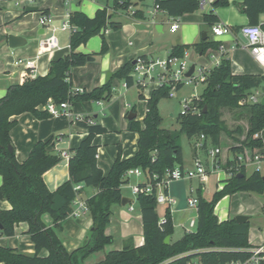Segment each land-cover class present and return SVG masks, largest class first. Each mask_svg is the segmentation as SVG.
Wrapping results in <instances>:
<instances>
[{
  "label": "trees",
  "instance_id": "obj_1",
  "mask_svg": "<svg viewBox=\"0 0 264 264\" xmlns=\"http://www.w3.org/2000/svg\"><path fill=\"white\" fill-rule=\"evenodd\" d=\"M144 0H113L111 10L126 12L137 3ZM239 8L249 25L264 23L260 17L264 15V0H238ZM154 7L164 11L170 18H179L184 14H192L200 9V0H154ZM228 0H215L212 8L228 7ZM44 13L43 11H40ZM45 14V13H44ZM133 17L143 19L139 12ZM203 22L208 30L219 23L218 17L211 10L202 14ZM112 13L108 8L98 9L92 18L79 11L69 14V23L74 28L69 36V51L58 62H51L45 76L27 78L21 84L10 85L6 94L0 99V192L2 200L8 202L10 209L0 210V235L12 237L15 226L26 223V234L34 246L33 254H24L17 249L0 246V264H83L91 254L101 251L112 242L104 230L109 223L110 207L120 204L121 187L127 183L124 174L133 169H141L150 174L161 176L163 171L174 166L182 167V153L176 143V137L166 129L161 128L162 118L157 109L161 98H169V88L161 87L153 90L145 99L139 90V99L145 100L146 112L142 122L129 120L127 130L138 134L137 152L130 158H116L107 175L97 167V147L92 144L97 135L107 133L106 129L97 123L86 124L76 122L85 129L86 138L71 151L68 158L69 179L56 191L51 192L43 181V174L61 161L60 155H52L48 147L59 139V136L46 141H37L31 148L27 158L22 162L15 159L14 148L10 139V131L16 125L12 117L23 113L42 120L50 118L43 110L48 100L59 104L68 101L71 105L78 102L108 101L111 97L110 82L94 88L90 92L82 90L72 95L71 70L84 66L88 59H94L108 52L109 46L104 32L107 29L116 30L119 23L111 20ZM235 28L234 30H237ZM101 37V48L97 54H82L76 49L94 36ZM197 53L203 55L208 49L219 50L220 42L213 41L206 32V39L192 45ZM190 46L178 45L173 48L169 57L182 58L185 49ZM132 61L124 63L112 76L122 80L127 88L133 86L129 73ZM264 84L263 75H234L231 64L225 54H221L217 66L209 70L204 89L198 98H192V107L196 113H179L176 122L180 133L188 139L204 135L209 137L214 146L218 145L219 135L225 131L221 120V110L239 109V102L253 90ZM182 86L176 87V92ZM132 112H135L132 109ZM247 131L239 146H232L233 154L240 153L243 146L260 148L262 142L253 140L254 134L264 127V106L260 103L248 107ZM243 177L238 174L224 181V186L217 189L206 200L202 196V187L195 189L197 198L196 226L191 232H184L175 242L165 244L164 239L171 237L173 232L170 211L165 209V222L159 224L156 213L154 195H139L136 202L140 209L142 220L143 244L134 247L126 242L122 249L108 252L104 259L94 264H161L175 258L167 264H187L196 258L200 264H227L230 261L245 260L249 254L244 250L252 247L248 243L249 220L238 224L234 218L219 221L214 214L216 204L225 196L238 192H264L262 175L253 173ZM92 187L95 195L86 200L88 213L92 219V228L88 239L72 252L66 251L53 228L68 218L71 204L75 197L74 186ZM61 201L56 205V200ZM264 211V203L262 208ZM48 215L53 228L47 227L42 220ZM42 250L46 256H40Z\"/></svg>",
  "mask_w": 264,
  "mask_h": 264
},
{
  "label": "crops",
  "instance_id": "obj_2",
  "mask_svg": "<svg viewBox=\"0 0 264 264\" xmlns=\"http://www.w3.org/2000/svg\"><path fill=\"white\" fill-rule=\"evenodd\" d=\"M214 1L200 0L201 5L198 11L192 14H184L179 18H170L164 11L155 9L154 0H144L130 7L126 12L112 11L110 8L113 0H70L68 5H65V0H38V3L36 2L34 6L36 8L35 13H26V7L16 5V0H0V99L5 96L10 85L21 84L27 78L45 76L49 71L52 56L49 54L37 56L39 42L49 34L47 29L40 27L38 24L40 11L51 16L53 18L52 26L58 28L61 23L66 21L67 13L79 11L92 18L98 9L108 8L109 12L112 13L111 20L119 23L118 26L120 28L117 27L116 32L109 30L104 32L109 46V50L105 55L99 59L94 58L84 66L71 70V87L72 89L90 92L94 88L110 82L111 97L106 101L107 106L105 108L102 106V101L78 102L70 107L73 116H82L90 119L92 123H97L106 129L107 133L95 136L92 144L97 147V167L102 171L103 175H107L118 156L124 160L132 157L137 152L138 134L127 130L128 114L134 113L136 121L142 122L146 112V102L139 99L138 88L137 97L142 101L144 111L137 117L136 111L132 112V109L135 110L133 99L129 100L125 97L132 87L124 88L123 81L114 78L112 75L124 63L133 62L138 57L153 59L168 57L173 48L178 46L176 45L177 40H179V45L184 46H191L201 41V34L209 31L203 22L202 14L205 12L212 10L218 17L219 23L225 24L232 29L247 23L245 15L240 11V2L238 0H228L229 5L224 8H212L211 4ZM135 12H139L143 19L134 18L133 14ZM174 21L177 23L178 28L171 31L170 26ZM260 21H264V15L260 17ZM167 22H170L168 34L164 33V37H157V35L163 34ZM62 33H66L67 36L59 38L58 34ZM8 35L22 37L26 41L25 45L15 49L9 48ZM55 36L60 48H69V33L57 31ZM220 42L224 49L216 59L219 60L221 54H225L230 61L231 71L234 75L262 74L261 68L254 62L249 52L241 47L239 40L238 45H234L230 37H224ZM35 43H37V46ZM100 48L101 37L98 35L90 38L85 44L80 45L76 51L91 55L97 54ZM185 53L188 56V50L185 49ZM200 56L199 53H196L192 56V59L195 57L200 60ZM195 58L190 63V67L197 66V64L207 70L215 67L214 62L208 64L203 61L200 64L197 63V60L195 62ZM17 60L34 61V68L30 70L25 69L23 66H16L15 62ZM30 71H32V74L28 76ZM107 77L108 81L106 80ZM118 92L124 98L122 104L116 107L113 104V98L118 96L116 95ZM142 95L145 99L150 96L149 93H142ZM104 109L108 111L109 115L106 116ZM12 119L16 121V125L10 131V139L17 162H22L27 158L32 146L37 141H46L56 136H59V139L48 147V152L52 155L60 156L62 153H67L70 157L71 151L76 149L87 136L86 130L79 127L75 121L64 118L50 117L38 120L28 113H23L12 117ZM232 146L239 145L235 144ZM229 153H231L229 150L225 151L224 154L222 153L221 162L231 159L233 153L230 156ZM196 156L205 158L206 155L205 152L196 151L192 148L191 161ZM69 157L64 158L61 156V161L43 174V181L49 191H56L68 181ZM182 167H186V160L183 154ZM219 179L225 180L226 177L224 174H220ZM215 186L217 187V184ZM192 192L193 190L190 188L189 194L191 195ZM95 193L96 189L83 187L79 197L86 201ZM239 194L240 196L237 197ZM169 196L171 195L169 194ZM202 196L204 199L210 200L204 197L203 192ZM250 198V193L247 192H238L231 196H225L216 204L214 214L219 221L230 220L237 215H248V208L237 202L239 200L248 201ZM133 203L129 204L132 206V210H129V205H111V215L104 233L112 238V242L104 246L101 251L88 256L83 264L100 262L108 252L122 249L126 242H131L134 247H139L143 244L140 209L139 207L135 208ZM60 204L61 201L57 199L56 205ZM262 204V202L259 204L260 208H262ZM8 209H10L8 202L0 200V210ZM42 220L47 227L53 228L52 220L48 215H43ZM91 228L92 219L87 213L80 218L68 216V218L59 223L58 228H53V230L66 251L72 252L88 239ZM27 229L26 223H19L15 226L12 237L0 235V246L17 249L24 254H33L34 246L26 234ZM183 233L179 238H181ZM175 241H172L171 237H169V243ZM39 255L46 256L47 251L42 250Z\"/></svg>",
  "mask_w": 264,
  "mask_h": 264
},
{
  "label": "built area",
  "instance_id": "obj_3",
  "mask_svg": "<svg viewBox=\"0 0 264 264\" xmlns=\"http://www.w3.org/2000/svg\"><path fill=\"white\" fill-rule=\"evenodd\" d=\"M38 0H16V5L22 7H34ZM70 0H65V5H68ZM201 5V3H200ZM156 10H158L155 7ZM69 14H66V21L61 23L58 28H54L53 18L44 13H39L38 24L40 27L47 29V34L43 40L39 42L37 56L43 54L53 55L55 51L61 49L58 46L57 38L55 33L67 32L70 33L74 28L69 23ZM264 23V21H261ZM178 28L177 23L170 26V30L174 31ZM106 31V30H105ZM102 31V32H105ZM209 35L213 41L220 42L224 37H230L234 45H238L239 37L243 39L241 47L246 49L251 58L261 68L264 76V29L260 25H249L244 24L238 27L237 30L230 28L229 26L221 23L213 25L209 30ZM224 49L220 42L219 51L222 52ZM219 60L215 58L214 65L217 66ZM16 66H23L25 69L32 70L34 68V61L30 60H17ZM190 69V63L187 60V54L184 53L182 58L166 57L163 59L158 58H147L138 57L132 64V69L129 76L132 78L133 85L141 90L144 94L151 93L153 90H157L161 87H168L169 98L176 95L177 86L197 85L206 80L209 70L201 66H194L192 73L187 76ZM32 71H30V76ZM123 87L127 88L126 84L123 83ZM81 89H72V95L81 93ZM192 98L183 100V110L181 113H196V108L192 107ZM264 98V84L256 89H253L243 101L247 104H258ZM71 104L68 101L61 102L59 104L54 103L52 100H48L46 105L43 107L49 116L54 118H64L75 122H85L86 124H92L90 119H86L82 116H73L70 110ZM261 133H264V127L261 131L254 134L253 140H260L262 146L260 148H248L243 147L240 153L232 154L231 159H226L225 162H221L222 152L219 147H214L208 144L207 138L204 135L195 137L193 141V147L196 151L205 152V158L196 156L192 160L191 168H183L180 166H174L173 168H167L163 171L161 176L153 173L150 174L147 171H143L139 168L129 170L124 174V179L129 181L130 177H135L137 181L133 184H129L127 187L131 192L132 198L136 201L139 195H154L156 204L166 206L169 209L171 205L175 203L174 199L169 196L167 186L169 182L175 180H195L198 184L204 188V185L208 181V175L211 172L221 171L225 175L226 179L230 178L235 174H240L244 171L246 176H250L253 173L264 175V138ZM62 157L67 158L69 154L62 153ZM249 172V173H248ZM248 173V174H247ZM225 179V180H226ZM225 180L218 179L216 190L220 183H224ZM126 185V184H125ZM124 186V185H123ZM122 186V187H123ZM83 188L82 185H75L74 192L75 197L71 204L70 217L80 218L88 213L86 201L82 200L80 191ZM187 206L190 209L197 210V198H188ZM132 206L129 205V210H132ZM170 211V209H169ZM165 222L164 216L159 219V224ZM196 222L191 220L189 223V229L195 228ZM185 232H191V230H184ZM248 252L249 256L245 260L230 261L227 264H264V241L257 245L252 246L244 250ZM175 258L168 259L161 264H167ZM187 264H200L198 259L194 258Z\"/></svg>",
  "mask_w": 264,
  "mask_h": 264
},
{
  "label": "rangeland",
  "instance_id": "obj_4",
  "mask_svg": "<svg viewBox=\"0 0 264 264\" xmlns=\"http://www.w3.org/2000/svg\"><path fill=\"white\" fill-rule=\"evenodd\" d=\"M38 3V2H37ZM35 13V12H32ZM169 23L165 24V30L163 34L157 35V37H164V33L168 34ZM247 24V23H246ZM109 31L116 32L117 30L107 29ZM59 38H64L67 36L66 33L58 34ZM171 36V35H169ZM239 41L243 43V39L239 37ZM37 46V43H35ZM188 56L187 60L189 63L194 60L192 56L196 54V50L191 45L188 49ZM99 53V52H98ZM220 51L218 49L210 48L208 49L203 55L199 58H195V62L203 63H213L215 58L219 55ZM106 54V53H105ZM104 54V55H105ZM52 56V55H50ZM103 56V55H102ZM102 56L97 57L98 59ZM198 67V64L197 66ZM204 89V85L202 83H198L197 85H187L183 86L181 90H179L176 95L172 98H161L157 102V109L162 118L161 128L166 129L176 137V143L180 147L181 152L183 154L184 159L186 160V167L191 168L192 161H191V149L193 147V141L195 137L188 139L184 134L180 133L179 124L176 122V119L179 113L183 110V100L190 99V97L198 96ZM113 98V104L116 107H119L122 104L123 96L120 95L118 92ZM129 100L134 101V108L137 114V117L140 116L144 111V105L142 101H140L137 97V87L135 85L129 90L126 96ZM239 109H222L221 110V120L223 122L225 131L221 132L219 135V142L217 146H214L211 143L209 137H207V142L209 145L214 147H219L221 152L224 154L225 151L230 150L232 145L238 144L241 145V142L245 138V134L247 131V119H248V107L250 104L245 103L241 100L239 103ZM102 106L105 108L107 106L106 101H102ZM106 116L109 115L108 111L104 109ZM67 120V119H66ZM264 138V133H261ZM246 147V146H243ZM232 154L229 153V156ZM249 173V172H248ZM247 173V174H248ZM222 174L221 171L211 172L208 175V181L204 185L202 190L203 195L205 198L210 199L212 194L216 191L215 185L218 182L219 175ZM137 181L135 177H130L128 183L122 187V195L127 198H132L131 192L128 189L129 184H133ZM198 186V182L195 180H173L169 182L167 186L168 193L173 197L175 203L169 207L170 209V216L172 220L173 232L171 235V240L179 239L180 235L184 232V230H191L193 231L195 228L189 229V223L191 220L196 222V210L190 209L187 206V198L196 197L195 195V188ZM224 183L218 185V188H222ZM190 188L193 190L192 194H189ZM240 196L237 195V197ZM251 198L248 201L239 200L237 203L247 207L249 210V214L245 215L249 217V230H248V243L250 245H256L262 243L264 241V211L260 208L259 204L262 202L264 203V192L262 194L257 193H250ZM236 197V198H237ZM235 198V197H234ZM223 199V198H222ZM221 199V200H222ZM235 201V199H233ZM234 205V204H232ZM133 206L138 208V204L134 201ZM166 206L157 205L156 213L161 219L164 216Z\"/></svg>",
  "mask_w": 264,
  "mask_h": 264
},
{
  "label": "water",
  "instance_id": "obj_5",
  "mask_svg": "<svg viewBox=\"0 0 264 264\" xmlns=\"http://www.w3.org/2000/svg\"><path fill=\"white\" fill-rule=\"evenodd\" d=\"M25 12L26 13H32V12H36V8L35 7H26L25 8ZM118 28H120V26H117ZM206 39V33H202L201 34V40H205ZM7 41H8V47L11 49H15L18 47H21L23 45H25L26 41L19 36H13V35H8L7 36ZM176 45H179V40L176 41ZM69 48H61L57 51L54 52V54L52 55L51 58V62H58L64 54L68 53ZM93 59H88V61H92ZM134 63V61L132 62V64ZM194 66H191L189 69V72L187 73V76H189L192 71H193ZM106 80L108 81V77L106 78ZM260 104L262 106H264V98H262V100L260 101ZM136 117V115L134 113H129L127 116L128 120H133ZM237 177H243L242 174H238ZM262 181L264 182V175L262 177ZM0 200H2V194L0 192ZM135 200L133 198H127L122 196L121 197V201L120 204L121 206H127L131 203H133ZM234 220L238 223V224H243L245 222H247L249 220L248 216L245 215H237L234 217ZM1 230V227H0ZM164 243L168 244L169 243V237H166L164 239Z\"/></svg>",
  "mask_w": 264,
  "mask_h": 264
}]
</instances>
